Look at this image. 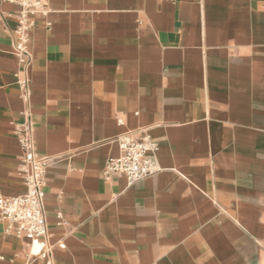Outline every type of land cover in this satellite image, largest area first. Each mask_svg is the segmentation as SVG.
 Wrapping results in <instances>:
<instances>
[{"label": "crops", "instance_id": "1", "mask_svg": "<svg viewBox=\"0 0 264 264\" xmlns=\"http://www.w3.org/2000/svg\"><path fill=\"white\" fill-rule=\"evenodd\" d=\"M46 5L22 65L17 7L0 3V195L25 192L13 129L28 115L34 155L50 160L52 264H264V0ZM135 132L161 171L105 181ZM5 228L0 264H47Z\"/></svg>", "mask_w": 264, "mask_h": 264}, {"label": "built area", "instance_id": "2", "mask_svg": "<svg viewBox=\"0 0 264 264\" xmlns=\"http://www.w3.org/2000/svg\"><path fill=\"white\" fill-rule=\"evenodd\" d=\"M0 3L17 7V11L10 15L16 22L13 52L20 64L27 65L30 60V33L35 26V17L48 14L46 0H0ZM46 26L50 28L49 24ZM19 85L26 98L27 81L22 80ZM13 133L21 150L18 170L25 192L16 197L0 195V220L6 223V234L24 241L29 258L52 264L51 247L46 241L43 205L45 173L50 160L34 155L32 122L28 115L22 123L14 126ZM117 142L118 156L108 159L102 171L105 181H109L113 175H121L130 186L161 171L157 159L158 145L146 133H126ZM262 246L264 248V240ZM59 248H64V245L60 244Z\"/></svg>", "mask_w": 264, "mask_h": 264}]
</instances>
